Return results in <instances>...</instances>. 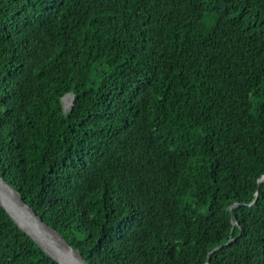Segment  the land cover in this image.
<instances>
[{
    "label": "trees",
    "instance_id": "16d2710c",
    "mask_svg": "<svg viewBox=\"0 0 264 264\" xmlns=\"http://www.w3.org/2000/svg\"><path fill=\"white\" fill-rule=\"evenodd\" d=\"M0 176L88 264H264V0H0ZM0 264L57 263L0 207Z\"/></svg>",
    "mask_w": 264,
    "mask_h": 264
},
{
    "label": "water",
    "instance_id": "95a60500",
    "mask_svg": "<svg viewBox=\"0 0 264 264\" xmlns=\"http://www.w3.org/2000/svg\"><path fill=\"white\" fill-rule=\"evenodd\" d=\"M65 98L71 99V95H67ZM64 99L62 101L63 105ZM259 182H264V176ZM0 207L17 228L55 263L88 264L79 251L73 249L56 230L49 227L36 215L32 208L24 202L20 193L2 176H0ZM232 224L235 225L234 217H232ZM220 248L221 246L215 248L210 254Z\"/></svg>",
    "mask_w": 264,
    "mask_h": 264
},
{
    "label": "bare ground",
    "instance_id": "6f19581e",
    "mask_svg": "<svg viewBox=\"0 0 264 264\" xmlns=\"http://www.w3.org/2000/svg\"><path fill=\"white\" fill-rule=\"evenodd\" d=\"M67 96V95H66ZM71 99H72V96H71ZM71 99L69 98V103L71 102ZM65 100V99H64ZM64 109H68V108H65V106L63 105Z\"/></svg>",
    "mask_w": 264,
    "mask_h": 264
},
{
    "label": "rangeland",
    "instance_id": "374dc122",
    "mask_svg": "<svg viewBox=\"0 0 264 264\" xmlns=\"http://www.w3.org/2000/svg\"><path fill=\"white\" fill-rule=\"evenodd\" d=\"M70 103H66V105L64 104L65 108H68Z\"/></svg>",
    "mask_w": 264,
    "mask_h": 264
}]
</instances>
